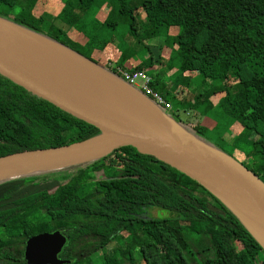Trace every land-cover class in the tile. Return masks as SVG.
Wrapping results in <instances>:
<instances>
[{
    "label": "trees",
    "instance_id": "16d2710c",
    "mask_svg": "<svg viewBox=\"0 0 264 264\" xmlns=\"http://www.w3.org/2000/svg\"><path fill=\"white\" fill-rule=\"evenodd\" d=\"M93 1L64 0L61 18L70 15L73 25L78 18L76 10L85 12ZM116 1L119 13L131 18L136 12L144 13L141 22L149 35L142 39H159L160 50L164 43H170L173 59L184 65L179 66L181 71L194 65L203 75L205 88L199 93L189 90L191 83L171 88L164 85L163 94L156 93L166 100L172 90L180 103L188 98L190 107L186 110L201 106L200 101H194L197 95L209 102L212 96L224 93L220 106L229 116L234 114L244 132L253 137L251 150L244 159L240 157L245 160L243 165L262 180L264 0ZM37 5L36 0H0V16L42 32L46 20L34 13ZM104 24L115 27L116 21L109 18ZM157 58L149 51L148 58L127 70H155ZM167 63L172 67L171 60ZM159 75L151 78L154 90ZM202 130L198 126L199 134ZM100 133L96 126L0 73V158L68 146ZM117 149H122L128 159L125 166L119 165L120 160L103 163L113 150L93 161L0 181V264L6 260L25 264V243L40 233L41 226H45L41 232L65 230L68 241L60 257L71 261L65 264H95L89 258L107 248L103 264H191L187 254H194L197 245H207L209 255L213 253L200 264H264V245L217 195L187 173L140 153L134 146ZM99 172L104 175L99 176ZM92 184L93 191L81 194ZM150 208L165 209L171 215L145 217L143 213ZM115 217L119 223L115 230L97 232L99 224ZM56 222L60 228H48ZM190 234L203 238L191 242Z\"/></svg>",
    "mask_w": 264,
    "mask_h": 264
},
{
    "label": "water",
    "instance_id": "95a60500",
    "mask_svg": "<svg viewBox=\"0 0 264 264\" xmlns=\"http://www.w3.org/2000/svg\"><path fill=\"white\" fill-rule=\"evenodd\" d=\"M0 22L19 30L24 35L37 39L24 30L13 27L2 20ZM37 40L39 41V39ZM63 54L83 62L69 54ZM92 63L94 62L92 61ZM0 73L77 118L96 126L101 131L100 134L80 143L19 152L1 157L0 169L26 159L61 158L103 151V154L96 156L101 157L119 147L131 145L137 148L140 153L152 155L195 178L222 199L249 229L248 225L260 235L261 239H264V182L258 175L252 173L230 155L203 141L196 134L185 130L181 124H174L176 128H172L171 120L168 118L166 120L160 115L163 123L168 127L166 128L112 111L77 86L34 60L1 33ZM100 135L110 137L113 143L105 147L103 144H86ZM257 239L262 243L259 238ZM67 241L66 234L60 229L32 235L27 239L24 247L25 264L70 263V260L60 257Z\"/></svg>",
    "mask_w": 264,
    "mask_h": 264
},
{
    "label": "rangeland",
    "instance_id": "374dc122",
    "mask_svg": "<svg viewBox=\"0 0 264 264\" xmlns=\"http://www.w3.org/2000/svg\"><path fill=\"white\" fill-rule=\"evenodd\" d=\"M36 1L39 6L37 5L38 8L36 7L34 9V13H38V19H41L43 21L46 20V24L45 26H43L42 32L14 24L10 19H7L5 17L0 16V20L13 27L30 33L33 37L39 39L45 44H48L49 46L55 47L63 53L69 54L78 60L88 63L91 66L103 69V72L105 74L116 78L118 81L123 82L132 90L136 91L141 96L139 99L147 98L146 100H148L149 103L153 105V113H150L148 111L145 112L144 109L140 111V102L136 101V104L134 105L129 97L123 95L128 100L127 105L136 116H140L142 118L147 117L151 120L163 122V119L160 116L162 115L166 120L167 118L171 120L172 123L170 121L168 122L172 124V128H176L175 125H178L179 123H184L188 126V128L191 129L197 128V132L195 134L202 138L203 141L206 139L214 146L224 148V150L226 151L232 150L228 146L229 143L232 144L234 141L239 142L240 140L241 141L235 146L238 147L237 149L243 148L244 152L246 153L251 150L253 138L251 133L247 131L244 132V130L242 129L241 132H243V134L241 135V138H239L238 129L236 127H231V122L233 120L228 117L229 112H226V110L222 106H220L219 103V105H213L212 101L206 102L203 98H201L200 95H197L194 99V101L198 100L200 101V103H202L200 104L201 108H203L207 104L212 105L210 109H208L210 110L208 113L210 118L205 119L207 123L210 119V126L214 124L212 119L215 121L217 120L216 122L219 123V126H217L216 128L206 127V125L202 126L203 130L200 134L198 133V126L202 122H204L205 116H199V108L198 110H186L188 107H190L188 98L184 100V103H180L179 99L176 98L175 94L171 90V93L167 95L166 100L172 103L173 108L165 109V106L160 103V98L162 96L158 95L157 93L159 92L163 94L162 90L164 88V85H167V87L171 88V86L173 87L174 84L179 86H189V84L191 83L189 90L199 93L201 89L205 88L203 86L204 78L203 75L198 74V70L194 69V65L191 66V69L180 72L182 70L181 68H183L184 65L180 66V62L178 61V59H173V57H175V52H173L172 47H170V43H164L166 45L163 46V48L160 50L158 45L162 41H160L159 39L141 38L142 36L147 37L149 35L145 29L143 30L144 23L141 22L144 17L143 12H136L135 19L131 18L130 14L119 13L117 9L120 5L116 0H94L92 5L87 10H85V12L76 10V15L78 18L76 19V22L71 25L70 19H72V17L70 15H66L65 19L61 18L63 14L61 15L60 12L62 8H64V0ZM141 15L143 16L142 18ZM109 18L116 21L115 27H110L109 25L104 24V22ZM37 24L39 25L40 22L37 21ZM145 25L146 27H148L147 24ZM135 31L139 32L140 38H137V36L135 35ZM149 51L153 53L154 57H158L156 64H158L159 66L156 65L154 66L155 70L151 69L150 71L146 72L148 77L150 76L151 78L157 76L160 73V75L158 76L159 82L157 90H154L150 85L148 86V89H143L144 83L146 82V77H137L135 84L133 85L124 74V72L129 73L127 69H130V67H134L139 62H143L146 58H148ZM158 54H160L161 57ZM87 59H93L94 61L99 62V66L98 64L92 63V61H88ZM170 60L173 62V65L172 67L168 68L169 63L167 62ZM108 61H112L114 65H107ZM104 65L107 66L102 67ZM218 96L220 97V94L217 95V98L219 99ZM162 99L164 98L162 97ZM207 112L204 114H207ZM176 113H178V115ZM223 135L226 136L225 139L223 138ZM221 137L224 139V141L229 143L224 144L222 140H220ZM244 142H248V146ZM230 153L232 154L226 152V154L230 155L231 158L242 165L244 164L243 161L245 160H242L244 159V155L241 157V159L239 157V152L231 151ZM104 155H102L101 157H103ZM101 157H95L85 162L93 161ZM114 160H120L119 165L125 166L128 159L122 149H115L112 154H108L106 156L103 163L113 164L111 163V161ZM246 164H248V162H246ZM119 167L121 166H118V168ZM98 174L99 176L104 175L102 172H99ZM262 180L264 182V176ZM87 186L88 185L84 187L83 191H81V194L93 191L95 184H92L88 187ZM143 215L145 217H167L171 214L168 210L165 209L150 208L148 209V211L143 213ZM118 224V218L115 217L107 223L99 224L97 232L99 234L110 233L118 227ZM60 226V222H56V225H49L48 228L56 229L60 228ZM248 226L250 227V230L255 234V236L259 238L264 244V239H261L260 235L255 230H253L250 225ZM44 227L45 226H41V229H38V231L41 232ZM62 231L65 232V230ZM202 238L203 237L198 234L188 235V239L191 242L194 239ZM204 244H206V242H204ZM206 247L207 245H203V247L197 245V248H193L194 254H187V257L191 264H200L205 257L213 255L212 252L209 255ZM108 250L109 248L101 250L97 254H93L92 257L89 258V260L92 259L95 264H103L102 257L108 252ZM2 264L17 263L6 260L3 261Z\"/></svg>",
    "mask_w": 264,
    "mask_h": 264
},
{
    "label": "bare ground",
    "instance_id": "6f19581e",
    "mask_svg": "<svg viewBox=\"0 0 264 264\" xmlns=\"http://www.w3.org/2000/svg\"><path fill=\"white\" fill-rule=\"evenodd\" d=\"M0 33L16 47L31 56L34 60L49 68L63 79L77 86L79 89L112 111L139 121L151 122L168 128L163 122L151 120L147 117L142 118L140 116H136L127 105L128 100L126 97H129L134 105L136 104V101L140 102V111L144 109L145 112L148 111L153 113V105L146 100L147 98L139 99L141 96L136 91L132 90L123 82L118 81L116 78L105 74L103 69L91 66L85 62L77 61L48 46L42 41H38L28 35H24L19 30L1 22ZM123 95H126V97ZM112 143L113 140L106 135L97 136L86 142L87 145L103 144L104 147ZM101 154H103V151L65 156L61 158L26 159L0 169V180L8 179L9 177L18 176L24 173H33L65 167L74 163L92 159Z\"/></svg>",
    "mask_w": 264,
    "mask_h": 264
},
{
    "label": "crops",
    "instance_id": "0c3cea01",
    "mask_svg": "<svg viewBox=\"0 0 264 264\" xmlns=\"http://www.w3.org/2000/svg\"><path fill=\"white\" fill-rule=\"evenodd\" d=\"M79 55V54H78ZM112 62V61H111ZM185 71V70H184ZM182 72V71H181ZM180 73V72H179ZM185 86H187V85H185ZM218 95V94H217ZM217 95H214V96H212L211 98H210V100H209V102L210 101H212V104L213 105H216V104H220V99L222 98V96H223V94H221L220 93V97H219V99L217 98ZM193 102V101H192ZM218 104V105H219ZM174 105V104H173ZM208 105V104H207ZM207 105H205L203 108H201V106H199V107H197V108H195V110H198V108L200 109L199 110V116H205V118H204V122H200L201 124V126L199 125V127H202V126H204V125H206V127H214V128H216L217 126H219V123L218 122H216L215 120H213L212 119V121H213V125L212 126H210V119L208 120V123L205 121V119L206 118H210V116H209V111L210 110H208V109H210V107L212 106V105H208L209 107H207ZM202 109V110H201ZM174 110H175V106H174ZM188 111V110H187ZM208 111V112H207ZM207 112V114H204V113H206ZM230 114V113H229ZM231 115V114H230ZM209 116V117H208ZM228 117H230L233 121L231 122V127L233 128V127H236L237 129H238V133H241V130H242V127L240 126V123H239V121H238V118L233 114L232 116H229L228 115ZM179 124H184V123H179ZM178 124V125H179ZM223 138L225 139L226 138V136L225 135H223ZM222 137L220 138V140H222V142L224 143V144H228L229 142H226V141H224V139H223ZM204 141H206L207 143H209V144H211V145H213L212 143H210L208 140H204ZM241 141V140H240ZM239 141V142H240ZM235 142V141H234ZM233 142V143H234ZM238 141L237 142H235V145L232 147V144L231 143H229L228 144V146L231 148H233L232 150L235 152V151H237V152H239L240 153V156L239 157H242L243 155H244V158H245V156H246V152H244V149L243 148H241V149H237L238 147H235L236 146V144H238L239 143ZM247 146H248V142H244ZM214 146V145H213ZM214 147H216V148H218L219 150H221V151H223V152H225L226 153V151L225 150H223L221 147H219V146H214ZM242 151H243V153H242Z\"/></svg>",
    "mask_w": 264,
    "mask_h": 264
},
{
    "label": "built area",
    "instance_id": "2783aa9c",
    "mask_svg": "<svg viewBox=\"0 0 264 264\" xmlns=\"http://www.w3.org/2000/svg\"><path fill=\"white\" fill-rule=\"evenodd\" d=\"M109 65L110 66H112V65H114L112 62H110L109 63ZM123 71V70H122ZM124 72V71H123ZM124 74L126 75V78L134 85L135 84V81H136V78L137 77H139V76H141V77H146V82L144 83V86H143V89H148V86L150 85V81H151V77L149 76L148 77V75L145 73V72H141V71H136V72H134V73H125L124 72ZM160 103L161 104H163L164 106H165V109H171V108H173V106H172V104L171 103H169L168 101H166V100H164V99H162V98H160ZM181 126L185 129V130H187V131H189V132H192V133H196L197 132V130L194 128H188V126L187 125H185V124H181Z\"/></svg>",
    "mask_w": 264,
    "mask_h": 264
},
{
    "label": "flooded vegetation",
    "instance_id": "af4514ba",
    "mask_svg": "<svg viewBox=\"0 0 264 264\" xmlns=\"http://www.w3.org/2000/svg\"><path fill=\"white\" fill-rule=\"evenodd\" d=\"M64 234H65V232H64ZM68 238V237H67Z\"/></svg>",
    "mask_w": 264,
    "mask_h": 264
}]
</instances>
